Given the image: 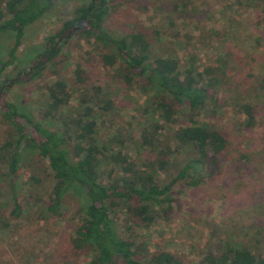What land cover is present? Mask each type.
Segmentation results:
<instances>
[{
  "label": "rangeland",
  "instance_id": "obj_1",
  "mask_svg": "<svg viewBox=\"0 0 264 264\" xmlns=\"http://www.w3.org/2000/svg\"><path fill=\"white\" fill-rule=\"evenodd\" d=\"M88 1L57 0L25 28L14 58L0 73V86L16 78L0 94V147L15 139L3 116L4 101L20 102L42 122V110L51 100L47 87L61 80L71 95L70 106L79 103L82 93L93 94L96 85L102 87L114 102L111 110L100 108L102 102L95 108L96 136L112 152L124 149L127 156L137 159L136 137L146 121L159 119L161 109L151 108L152 92L135 81L131 85L124 81L119 64H102L105 48L93 37L81 29L69 37L62 34L58 53L46 62L42 73L22 81L28 78L24 73L34 65L36 54L48 48L46 39L61 32L75 9ZM109 5L103 27L111 35L140 32L154 43L158 54H175L182 63L192 57L195 67L211 68L207 74L211 76L207 86L210 97L200 119L215 124L229 141L214 177L195 187L174 185L169 198L164 199L167 202H163L172 210H161L163 215L152 224L131 231L124 214L115 213L120 235L135 238L143 253L169 251L181 264H203L205 256L217 254L225 242L243 244L264 256L262 0H111ZM12 45L11 38L0 36V63L10 60L8 50ZM76 69L83 73L84 82L76 80ZM243 104L251 105L254 112L255 122L250 128L245 126L246 114L239 110ZM63 115V122L48 119L47 124L67 138L73 129L65 121L72 114L65 111ZM190 115L186 104L179 106L172 127L187 124ZM122 139L126 141L123 148L118 142ZM13 148L10 146V151ZM243 154L247 159L241 157ZM144 156V152L139 154L141 159ZM100 170L103 183L113 180L111 166H101ZM9 182L8 166L0 162V264H88L93 251L77 250L72 243L79 221L75 200L65 199L59 214L47 210L55 182L47 160L35 150L22 152L14 182L19 204L15 212ZM151 210L158 213L160 207L153 205ZM136 251L140 257V251Z\"/></svg>",
  "mask_w": 264,
  "mask_h": 264
},
{
  "label": "trees",
  "instance_id": "obj_2",
  "mask_svg": "<svg viewBox=\"0 0 264 264\" xmlns=\"http://www.w3.org/2000/svg\"><path fill=\"white\" fill-rule=\"evenodd\" d=\"M56 1L1 0L0 36L11 38L13 45L8 50L10 60L0 63V73L14 58L25 28L43 16ZM110 2L90 0L86 5L77 7L73 17L64 22L62 31L46 39L48 48L36 54L34 65L24 73L28 74V78L22 81L42 73L46 62L58 53V41L63 38L62 34L69 37L74 30L81 29L105 48L101 53L105 67L119 64V71L127 84L135 81L146 92H152L150 106L161 109V115L159 119L146 121L147 124L139 131L135 141L138 156L134 159L122 152L124 149L112 152L96 136L95 108L102 102L100 108L111 110L114 102L101 86L96 85L93 94L82 93L79 103L70 106L71 95L66 84L61 80L54 81L47 87L51 100L42 110V122L36 120L32 111L29 112L20 102L4 101L3 116L14 130L15 139L1 145L0 162L9 169L13 212L19 207L14 193L17 162L22 152L35 150L47 160L55 179L49 195L48 212L59 214L65 199L70 197L75 200L79 221L72 243L77 250L93 251L88 264H181L169 251L143 253L135 238L122 237L115 213H123L130 223L128 230L137 231L143 224H152L163 215L162 212L172 210L168 203L164 205L163 202H167L164 199L169 198L174 185L195 187L214 177L229 141L215 124L200 119V112L205 109L210 97L207 86L211 76L207 74L211 73V68L207 65H202L201 69L195 67L192 57L182 63L175 54H158L154 43L140 32L121 37L111 35L103 27ZM262 2L264 12V0ZM74 73L77 81H85L79 69ZM15 80L12 78L3 83L0 94L4 88L9 89ZM183 104L191 112L190 120L187 124L172 127L174 114ZM239 110L247 116L246 128L253 126L252 106L243 104ZM65 111L72 114L65 121L73 129L67 138L47 124L48 119L63 122ZM118 142L123 148L126 141L122 139ZM10 146H14L12 151ZM141 152L145 153L143 159L139 157ZM241 157L247 159L244 154ZM107 165L112 167L113 180L103 183V170L100 168ZM153 205L160 207L158 213L151 210ZM2 216L0 213V218ZM136 250L140 251V257L136 256ZM203 264H264V256L243 244L225 242L217 254L206 255Z\"/></svg>",
  "mask_w": 264,
  "mask_h": 264
}]
</instances>
